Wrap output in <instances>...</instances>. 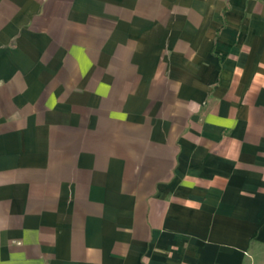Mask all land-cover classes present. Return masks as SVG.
<instances>
[{"label":"crops","instance_id":"crops-1","mask_svg":"<svg viewBox=\"0 0 264 264\" xmlns=\"http://www.w3.org/2000/svg\"><path fill=\"white\" fill-rule=\"evenodd\" d=\"M0 264H264V0H0Z\"/></svg>","mask_w":264,"mask_h":264}]
</instances>
